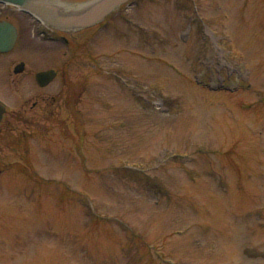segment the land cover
Returning <instances> with one entry per match:
<instances>
[{
  "label": "rangeland",
  "instance_id": "1",
  "mask_svg": "<svg viewBox=\"0 0 264 264\" xmlns=\"http://www.w3.org/2000/svg\"><path fill=\"white\" fill-rule=\"evenodd\" d=\"M125 16L70 68L82 81L96 66L81 156L67 110L24 117L29 85L0 94L43 181L1 194L0 264H264V0H144ZM30 35L56 65L62 47Z\"/></svg>",
  "mask_w": 264,
  "mask_h": 264
},
{
  "label": "flooded vegetation",
  "instance_id": "2",
  "mask_svg": "<svg viewBox=\"0 0 264 264\" xmlns=\"http://www.w3.org/2000/svg\"><path fill=\"white\" fill-rule=\"evenodd\" d=\"M59 1L76 3L82 0ZM142 1L144 0H127L97 23L76 30L51 26L14 5L0 2V22H7L16 29L13 46L8 51H0V94L11 95L10 93H15L22 84L29 85L28 94H30L19 95L21 101L19 106L22 109L21 112L25 113L24 117L31 115L32 110L36 108L42 114L54 112V107L57 108L56 110L62 108L67 110L72 120L65 122L63 127L70 124L73 133L65 135L64 139L72 143L74 152L71 153L81 156L85 138L77 106L80 105L81 96L87 90L88 83L85 82L88 77L86 76L90 73L96 74V66L92 64V71L84 73L82 81L74 80L71 77L70 68L74 62L88 63L100 57L101 54H95L90 47L93 42L96 43L97 35L113 28L117 30L119 19L127 24L129 19L125 16V12L130 7H139L142 5ZM132 19L136 20L132 22V27L142 30L139 19ZM30 32L34 38H40V41L56 42L59 44V48L62 47V58L56 65L50 64L49 48L44 46L32 48V44L29 43ZM34 32L37 34L35 35ZM11 54L12 56H9ZM48 70L54 71L53 79L44 86L39 85L36 81V74ZM33 80L35 88L31 87ZM55 81L58 82V88L49 93L47 88ZM2 86L6 88L2 90ZM0 104L4 107V112L0 117V197L2 193H4L3 197L7 196L6 199L16 195L28 197V192L31 189L28 190L27 187L29 184L32 185L28 181L32 180L30 174L33 171L30 141L32 136L28 130L30 124H19L14 120L13 112L15 110H9L1 99ZM49 108H52V111L48 112ZM16 176L20 180L26 181L18 190L13 189L10 184L12 178ZM21 191H24V194H21Z\"/></svg>",
  "mask_w": 264,
  "mask_h": 264
},
{
  "label": "water",
  "instance_id": "3",
  "mask_svg": "<svg viewBox=\"0 0 264 264\" xmlns=\"http://www.w3.org/2000/svg\"><path fill=\"white\" fill-rule=\"evenodd\" d=\"M32 13L47 24L67 30H76L91 26L110 14L127 0H85L76 3L51 4L47 0H0ZM16 39V29L7 22H0V51H8ZM55 73L53 70L36 74V81L44 86L50 82ZM4 112L0 104V117Z\"/></svg>",
  "mask_w": 264,
  "mask_h": 264
},
{
  "label": "trees",
  "instance_id": "4",
  "mask_svg": "<svg viewBox=\"0 0 264 264\" xmlns=\"http://www.w3.org/2000/svg\"><path fill=\"white\" fill-rule=\"evenodd\" d=\"M30 177L35 180V181H38V182H43L39 176L37 175V173L33 170L32 173L30 174Z\"/></svg>",
  "mask_w": 264,
  "mask_h": 264
},
{
  "label": "bare ground",
  "instance_id": "5",
  "mask_svg": "<svg viewBox=\"0 0 264 264\" xmlns=\"http://www.w3.org/2000/svg\"><path fill=\"white\" fill-rule=\"evenodd\" d=\"M48 2H50L51 4H55L57 5L59 2L58 0H47Z\"/></svg>",
  "mask_w": 264,
  "mask_h": 264
}]
</instances>
